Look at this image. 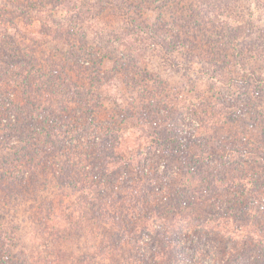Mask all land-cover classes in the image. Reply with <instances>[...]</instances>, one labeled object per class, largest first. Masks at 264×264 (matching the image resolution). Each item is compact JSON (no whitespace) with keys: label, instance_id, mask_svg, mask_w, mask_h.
<instances>
[{"label":"rangeland","instance_id":"374dc122","mask_svg":"<svg viewBox=\"0 0 264 264\" xmlns=\"http://www.w3.org/2000/svg\"><path fill=\"white\" fill-rule=\"evenodd\" d=\"M10 1L0 14V264H234L229 236H264V0ZM211 43L225 48L214 68ZM48 110L62 116L50 123ZM58 130L53 139L88 142L98 179L130 162L107 197L28 181L26 155ZM218 157L233 169L211 168ZM63 192L71 211L46 223ZM237 198L239 209L228 203Z\"/></svg>","mask_w":264,"mask_h":264},{"label":"trees","instance_id":"16d2710c","mask_svg":"<svg viewBox=\"0 0 264 264\" xmlns=\"http://www.w3.org/2000/svg\"><path fill=\"white\" fill-rule=\"evenodd\" d=\"M53 1L55 3L64 4V3H62V2H64V0H61V1L50 0L51 3ZM156 1H160V0H156ZM170 1H171V3L173 2V0H170ZM13 2L14 1H10V0H2V2L0 3L1 18H5V19L8 18L7 17L8 6L13 5ZM74 5L76 6V3ZM159 7H162L161 1L159 3ZM16 8L19 9V8H21V6L17 5ZM81 8H83V10H86L83 12L84 14L86 12H89V10H90L88 8H84V4L81 6ZM137 8H138V11H140L141 9L144 8V5H140ZM162 8H164V5ZM80 13H82V12H80ZM1 27L3 29L4 26H1ZM7 29H8V26L4 30L7 31ZM227 38L228 39L230 38V40H235L234 35H232V36L229 35ZM211 44L208 46L207 51H209V53L212 55V59H211L210 64L214 68V67H216V65L214 63L218 62V60L220 59V56H222V53L225 52V48H223V46L221 47L222 44L220 45V48H216L214 43H211ZM243 54H244V52H243ZM239 57L242 58L241 53H239ZM66 109L67 108L63 109L64 112L66 111ZM40 110H42L40 107L37 108V110H36L37 112H36L35 116L37 119L41 118V116H42V114L40 113ZM45 112L48 113V115H46V113H45L46 117L49 116V114H51V117H49L50 119L47 120V121H53L50 123H54L57 118L58 119L60 118L59 116H62V115H57L54 111H50V110L45 111ZM57 122L59 123V121H57ZM57 132L59 134V130L56 132L55 131H52V132L47 131V136L49 139H41V140H44L43 145L40 143H39V145L37 143H35L34 146L42 147L41 152L39 151V149H41V148H37L36 151L31 152L32 147H29L28 143H26V145L24 147H21L25 153L28 151L31 152V153H29L31 155H26V158L28 159V158H30L29 156H31L32 160H30V159H28V160L30 161V164L32 163V165H33L32 171L34 174H32L31 176L28 177V181H30L32 184H36V183L40 182V180H41L43 183L52 184V186L53 187L55 186V188H57L58 190H63L65 188H69L71 186H76L78 184L77 185V187L79 188L78 191L80 193H83L84 196H86L87 193L88 194L91 193V194H94V198H95V194L105 195L107 197L108 191H109V185L110 184H112V185L116 184V182L118 181L116 176L123 173L124 170L126 168H128L129 165H131L130 162H128L127 160L124 162L120 161L119 164H117L113 168H111V174H109L110 170L108 169V167H106L105 170L107 173L103 174L102 177L98 179L96 177V175L94 176V173L99 167L97 166V164L90 163L91 159L89 160V158L92 157V154L90 153L91 146L89 144L88 145L86 144L88 142L84 139H53V136L57 135ZM65 133H66V130L63 131L62 136ZM67 135H69V133ZM57 136H59V135H57ZM59 138H60V136H59ZM46 141L49 142L50 147H49V145H47ZM90 141H91V143H94L95 139H90ZM45 146H47V147H45ZM84 147H86L85 149L89 153H83ZM51 148H53V150H50ZM84 157H87L89 160V161H87L88 166L82 165V163L80 161L77 162V160L83 159ZM213 158H214V156H213ZM108 162H109V164H114V163H112V161H108ZM217 162H221V164L224 167H226L225 169H228L230 171L233 169L232 168L233 166L230 167V157H226V162L224 159L222 160V158L218 157L215 161L210 160L208 164L211 168H213V167H216ZM247 162H249V161H247ZM238 165L241 166V164H238ZM57 167H58V169H57ZM81 172H82V174H81ZM37 173H38V175L36 176ZM113 174H116L115 177H113ZM91 177H95V180H92ZM245 178H246V176L243 177V180H245ZM75 180L77 182H75ZM91 182H95V185H90ZM48 184L46 186H48ZM86 185H90V187H92V189H91L92 191H90V192L86 191L85 188H87V187H84ZM247 191H250V189H247V188L243 189L242 188L241 190H238V191H237V189H236V191H234L231 188L228 189V193L231 194L230 197H237V193L245 196ZM67 198L70 199V195L63 192V197L61 199H59V201H58L59 204L57 202L55 204V206H52V207L47 206L45 208V211H44L42 216H43V218L46 219V223H48L50 220H53V218L55 216L59 215L60 212L62 215V209H65L66 213L71 211L70 206L66 207L64 205ZM241 202H242L241 199H238V198L232 199V201L231 200L228 201V203L230 205L233 204L236 207H237V205H242ZM188 206H190L193 209L192 205H188ZM261 206H262L261 204L259 206H257L259 210L261 209ZM96 207H94L93 209H96ZM99 208H100V206H99ZM101 209H102V207L99 210H101ZM135 209H142V208H140L138 205H136ZM99 215L104 217L105 220L106 219L109 220L108 218H114V214L110 215V213L107 210H101ZM124 216H126V214ZM138 216H140V217L136 221L137 223L140 221H143V219L145 217L143 215H138ZM134 217H136V214ZM127 219L128 218L126 216V220ZM230 221H232L235 224V220H230ZM228 229L230 230V228H228ZM236 230H242V228L236 227ZM46 233H48V231L44 232V234H46ZM49 234H51L53 236L54 233L49 232L48 235ZM229 237H228L229 240H227V241H230L231 244L226 246V252H225L226 256L225 257L227 259L225 262H233L234 261L233 262L234 264H264V238H263L264 236H262V235H258L257 237L252 236V237H249L248 240H243L244 242L239 241L238 239L233 240V239H230ZM57 241L55 240V241H53V243H56ZM234 246H235V248H232ZM250 246H252V249H250L248 251ZM202 249H203L202 247L197 249V251H196L197 254L199 253L201 255L207 256L206 252ZM213 264H220V263L214 261Z\"/></svg>","mask_w":264,"mask_h":264}]
</instances>
